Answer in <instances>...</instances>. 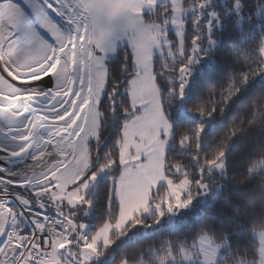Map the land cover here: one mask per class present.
Wrapping results in <instances>:
<instances>
[{"label": "snow or ice", "instance_id": "obj_1", "mask_svg": "<svg viewBox=\"0 0 264 264\" xmlns=\"http://www.w3.org/2000/svg\"><path fill=\"white\" fill-rule=\"evenodd\" d=\"M45 4L55 15L60 16L70 29L74 30L64 31V25L58 24L46 12L39 22L30 21L14 0H0V37L5 38L4 47L7 48L13 41H16L19 47L20 41L17 40V37L22 34L23 43L29 49L46 52L43 61H41V63L46 62V66L40 72H34L28 77H19V73L11 64L0 63V77L15 88L35 95L32 110L25 114V121H28L29 117L37 115L45 117V119L39 120V123H35L33 119L28 125V130L24 131L21 136H14L16 140H23L19 146L26 150L21 157L29 154L30 164L22 170L23 179L14 180L13 185L21 187L20 185L23 184L22 188L30 190L35 205L42 212L26 216V211L33 206V201L21 196L16 198L24 206V210L17 211L16 208L8 206L10 196L8 186L0 187V210L5 207L11 210V212L5 213L3 218H0V264H48L49 261L51 264H96V261L103 257L120 237L126 236L132 228L139 225L152 227V225L159 224L166 215L175 211H169L166 205L159 203H152L149 207L136 212L131 211L127 203L122 202L117 195L114 180L113 189L107 198L108 211L104 223L95 234L89 235L85 231L87 226L81 222L80 217L82 214L87 215V209H91L94 203L92 199L88 198V190L99 175L104 173L110 175V161L112 170H120L118 160H114L111 156V149L115 147L119 152V148L115 143L105 147L104 143L95 142L94 149L97 154L92 160L87 174L78 182L69 184L72 165L69 164L68 157L72 154L66 148H61L60 145L65 141L70 144L71 137L75 136L76 131L79 130V124L75 128L70 126L75 120L80 106L87 98L88 83L85 80L81 85L79 74H77V86L73 87L69 93L59 74L46 75V73L56 63V55L53 50L59 52L65 44L71 49L70 41L74 35L79 42L80 32L78 29L84 27L85 10L88 6L82 0H45ZM234 6L236 9L241 8L239 0H236ZM200 11L199 17L193 15L192 29L189 30L187 24L183 37L177 36L178 42L170 41V55L159 57L160 62L157 63L154 60L152 65L153 75L157 77L156 87L159 92L160 107L165 113L166 126L171 136H175L181 146L195 147L198 150L200 149L201 136L205 131L204 126H199L195 131L176 134L169 120L168 109L173 103V96H178L181 100L184 99L185 89L189 84L190 68L194 63L199 62V55L204 52V43L206 42L211 49L218 40L214 29L222 17L220 13L213 10L212 0H205L200 5ZM146 12L151 15L150 9L145 8L144 16ZM200 19H203L204 23H199ZM194 40L200 42L194 44ZM184 41H187V48L184 46ZM124 43L126 45L122 62L124 75L121 78L127 98L130 84L137 80L138 76L134 46L128 40H125ZM207 56L211 58L210 50L207 52ZM61 59L67 64V54ZM246 64L247 71H242L226 88L219 92L215 88L208 90L210 101L208 105L199 104L191 110L209 118L217 112L218 108L222 113L228 103L252 79L257 76L264 77V35L256 46L255 55L247 60ZM9 72L19 78L13 79ZM110 75L109 72L100 103L101 107L106 108L110 114H115L117 110L123 111L122 106L117 105L114 99L121 88V78L110 80ZM33 76L41 78L32 79ZM161 77L170 81V89L167 94H163L160 83H158V78ZM21 80L27 82H21ZM77 92L83 94L76 110L72 111V102L76 99ZM252 107L255 112L259 113V116L250 119V125L256 124L258 120H264V92L252 101ZM2 110L0 108V111ZM144 111L146 109H137L138 113ZM124 118L129 119L130 117L125 114ZM34 123L35 127L32 126ZM243 126L244 122L241 121L240 124L232 127L229 133L220 138L212 158L204 157L203 163L207 166V171L220 170L221 174L227 172L229 144L232 137L239 133ZM62 132L63 135H61ZM262 157H264V152H261L258 157L243 162L251 163ZM8 160L7 150H0V162ZM0 168L6 171L3 166ZM24 180L30 182L24 184ZM64 185H68L66 191L63 189ZM49 209H54V216L47 214ZM149 213H151V224L146 223L145 220V214ZM66 240L69 241L68 246L59 247ZM177 244L179 249L174 250V245ZM194 246H196V242L188 246L181 241H166L159 251L151 247L148 253L141 250L138 254L122 258L121 264H137L141 257L155 260L158 264H184V262L191 264L187 252ZM149 253L151 258H149Z\"/></svg>", "mask_w": 264, "mask_h": 264}, {"label": "trees", "instance_id": "obj_2", "mask_svg": "<svg viewBox=\"0 0 264 264\" xmlns=\"http://www.w3.org/2000/svg\"><path fill=\"white\" fill-rule=\"evenodd\" d=\"M203 1L183 0V7L191 9L200 6ZM235 2L236 0H228L226 7H222L220 3L218 6L213 5V8L221 11L222 17L219 27L214 30L215 36L218 37L217 43L211 49L206 42L204 43V52L199 55V62L194 65L190 74L184 99L173 96V103L168 109L174 133L195 131L199 126L205 128L199 150L195 147L185 148L178 143L175 136H171V143L165 154L166 175L174 181L184 177L189 180L191 186L187 198L196 200L194 208L178 227L163 223L159 226L139 225L132 228L126 236L120 237L106 254L96 261V264H121L122 258L138 254L141 250L148 253L151 247L159 251L166 241H181L190 246L202 236H208L215 243L224 244L222 251L224 256L219 264L260 263L261 242L255 234L264 229V167H262L264 157L251 163L243 161L258 157L264 152V120H258L253 125L249 124L250 119L259 116L252 107V101L264 92V80L261 76L252 79L228 103L222 113L218 108L210 118L191 110L199 104L210 103L209 89L215 88L219 92L242 71H247L246 61L255 55L256 46L264 35V0H239L241 3L239 13L230 12V10L234 11ZM159 9L161 10L159 16H164L166 20L171 18L172 12L169 6L165 5ZM149 15L146 14L147 21L155 19L153 14ZM185 18V25L188 24V29L191 30L193 16L189 15ZM199 23H204L203 19H200ZM199 42V40L193 41L194 44ZM184 43L187 48V41ZM125 48L126 46L119 48L114 58L107 63L108 76L109 72L111 74L110 80H118L124 75L122 62ZM209 50L212 52L211 58L207 56ZM159 57L154 58L157 63L160 62ZM154 78L156 82L157 77ZM158 83L163 94H167L170 81L161 77L158 78ZM120 85L119 93L114 99L117 105L122 106L123 111L117 110L115 114H110L106 108L100 106L101 131L98 138L105 147L115 143L119 152L124 125L130 121V118L124 117L125 114L131 117L132 111L129 96L127 95L126 98L122 78ZM241 121L244 122V126L232 137L227 150V172L221 174L220 170L207 171V166L203 163L204 157L212 158L220 138ZM119 152L115 147L111 149V156L118 162ZM96 154V150L91 145V163ZM109 169L110 175L100 179L90 194L89 198L94 202L93 207L87 209L85 206L88 214H82L80 217L81 222L86 224L85 231L89 235L95 234L104 223L108 211L107 198L113 189V179L120 174V170H112L111 161ZM203 182L209 183L211 192L208 200L201 202L202 196L199 193L202 191L200 186ZM163 188H160L159 192H166ZM31 198L34 200L33 196ZM47 214L54 216V209H49ZM145 220L146 223L151 224V214L145 215ZM178 249L179 245H174V250ZM149 258H151L150 253ZM137 264H158V262L141 257Z\"/></svg>", "mask_w": 264, "mask_h": 264}, {"label": "rangeland", "instance_id": "obj_3", "mask_svg": "<svg viewBox=\"0 0 264 264\" xmlns=\"http://www.w3.org/2000/svg\"><path fill=\"white\" fill-rule=\"evenodd\" d=\"M23 1H25L24 13L26 17L27 15H31L32 17L33 14L38 13L37 16H39L40 20L43 19V14L46 12L58 24L64 25V31L74 30L70 29L60 16L46 10L44 6H37L32 0ZM227 1L212 0V5L218 6L220 3L219 5L226 7ZM82 2L86 3L88 7L85 10L84 27L78 29L80 32L79 42H77V37L74 35L70 42L71 49L65 44L59 50L61 56L67 54L68 62L65 68L70 67L72 71H75L76 75L79 74L81 85L84 84L85 80L88 83L87 98L83 103V107L85 108L82 125L79 126L80 130L77 131L76 137H73V141L71 140L70 144L66 145L67 141H65L60 145L61 147L65 144L61 148L69 146V149L66 150L72 154L68 157L69 164L72 165L69 184L82 179L91 166L90 146L94 147V143L99 142L98 138L101 131L100 101L108 79L107 63L114 58L119 48L126 46L124 41L128 40L134 46L138 79L131 82L128 90L132 111L130 121L123 128V140L119 152L120 174L113 179V181L115 180L116 193L122 202L127 203L133 212L149 207L152 203L166 205L169 211L174 210L175 212L166 215L156 225L159 226L167 223L178 227L194 208L196 200L187 198L191 186L187 178L184 177L181 180L174 181L165 173V154L171 143V134L166 126L165 113L160 107L159 92L153 75L152 63L156 56L170 55V41L176 40L178 42L177 36L183 37L186 27L185 17L189 15L199 17L201 15L200 6L184 9L183 0H82ZM31 3L33 5L30 8L28 5ZM165 5L169 6L172 12L169 20H166L164 16H159L161 12L159 8ZM145 8L150 9L151 14L154 15V20H146V14L149 13L146 12L144 16ZM214 11L221 13L219 9ZM230 12L239 13V9L235 8L234 11L230 10ZM224 15L228 16L227 14ZM32 21L36 22L35 19H32ZM220 22H222V19ZM220 22L217 24V27H219ZM21 36L23 35L21 34ZM19 41L21 42L19 47L13 41L8 45L7 49L17 54L19 50L24 51L26 48L32 54L38 51L29 49L22 39ZM4 44L5 38L0 37L1 49L5 48ZM184 46L186 47L185 43ZM59 52L57 53L59 54ZM42 54L43 52L34 55V58L40 56L39 58L42 60ZM7 58L11 66L19 73V76L25 77L22 71L14 66L13 61L9 57ZM56 64L63 66L65 62L56 58ZM195 64L190 68L189 79L191 78L190 74ZM30 68L34 67L31 66ZM29 69L23 70V72L26 73ZM68 71L67 68L65 73ZM262 79L264 80V77ZM66 83L64 81V84ZM0 88H2L1 85ZM3 92L4 90H2V94L9 97L14 98L16 96L15 100L31 101L29 105L35 100V95L24 91L15 96ZM78 93L80 95L83 94L81 92ZM2 103L5 102L2 101ZM2 103L0 102V108L3 109L0 111V141H11L12 143L14 136H21V132H24L28 126L22 127L19 124L20 120L13 123L9 105L4 106ZM137 109H146V111L138 113ZM18 141L23 142V140ZM19 145L11 144L8 146L6 144L3 145V142L0 143V150L6 149L9 159H12L11 165H8L10 160L0 162V166H7L5 173L9 176L0 177V187L4 185L8 186L10 193L8 206L16 208L17 211L19 209L24 210V206L20 202L12 200L14 196H21L32 200L31 191L22 188L23 184L20 185L21 187L13 185L14 180H21L16 179V177L24 175L22 170L30 164L29 154H26L24 159L17 160L18 156L21 158L26 150L20 148ZM262 167H264V164H262ZM77 172L79 173L78 175L76 174ZM107 175V173H104L97 177V180L88 190V198L92 190L96 188L99 180L107 177ZM23 183L27 184L29 182L23 181ZM67 186H63L64 191H66ZM200 187L202 190L199 193L202 196L200 201L204 202L208 200V196L210 195V185L208 182H203ZM160 188L165 189L166 192H159ZM32 201L33 206L31 209L41 211L35 205L34 200ZM29 210H27L26 216ZM0 211L1 218L5 216V213L11 212L6 207ZM262 233L263 237L264 229L255 234L258 240ZM68 243L69 241L66 240L59 247H64ZM224 247V244L215 243L208 236H202L197 240L196 246L188 250L187 256L191 264H219L224 256L222 252ZM261 254L260 252V259ZM48 264H51V261ZM184 264H187V262H184Z\"/></svg>", "mask_w": 264, "mask_h": 264}, {"label": "bare ground", "instance_id": "obj_4", "mask_svg": "<svg viewBox=\"0 0 264 264\" xmlns=\"http://www.w3.org/2000/svg\"><path fill=\"white\" fill-rule=\"evenodd\" d=\"M35 12V11H34ZM38 14V13H37ZM37 14H33L32 15V17H33V19H35V21L37 22V21H39V16H37ZM32 21V20H31ZM22 37V38H21ZM18 39V41L20 40V39H22V41H23V36H19V37H17ZM71 41H72V39H71ZM70 41V42H71ZM17 42L15 41V44H16ZM21 43V42H20ZM23 44V43H22ZM33 52V51H32ZM39 52L41 53V51H37L36 53H31L27 48H26V50H24V51H22V50H19L18 51V54L17 53H14V52H11L10 50H8L7 48H3V49H1L0 48V63H7V64H10L9 63V60H8V58L7 57H9L12 61H13V63H14V66L17 68V69H19L20 71H22L23 72V70H26V69H28L29 68V66L31 67V65H30V60H31V58H34V55H38L39 54ZM53 52H54V54L56 55V58L58 59H61V57H64L63 55L61 56V54H60V52H59V54L57 53V52H55V50H53ZM45 53V55H46V52H43V54ZM20 56V57H19ZM22 56V57H21ZM24 58H28V60H23ZM62 60V59H61ZM59 65V66H58ZM58 65H56V63L54 64V66L52 67V70H53V72L54 73H52V74H57V73H61L59 76L62 78V80H63V82L64 81H66L67 83L66 84H64V86L65 87H67L68 88V90H69V93L71 92V90L73 89V87H76L77 86V83H76V73H75V71L73 70H71V68L70 67H67L68 68V72L67 73H65V71H67V68H62V70H60L61 69V67H62V65H60V64H58ZM64 66H66V64H64ZM5 70L7 71V67L5 68ZM72 73V74H71ZM9 74H11L12 75V72H9ZM47 74H49V73H46V75ZM50 75H51V73H50ZM68 75V76H67ZM71 84H72V86H71ZM2 88H0V102L2 103V101H4L5 103H2L4 106H8V103H7V101H11V100H14L15 98H16V96L13 98V97H9V96H6V95H4V94H2ZM3 93H5V94H8L7 92H3ZM82 95V94H81ZM81 95H80V93H78L77 92V96H76V99L75 100H73V102H72V111H75L76 110V106H77V104H78V102L80 101V99H81ZM17 101H23V100H17ZM84 108L85 107H83V104L80 106V110H79V112H77V114H76V118H75V120H73V122H72V125L70 126L71 128H75V126L77 125V124H79V126H81L82 125V120H83V111H84ZM23 122V121H22ZM58 122V121H57ZM22 127H24L23 125H22ZM82 128V127H81ZM80 130V129H79ZM76 133H77V131H76ZM75 133V136H72L71 137V140L73 141V137H76V134ZM64 133L62 132L61 133V135H63ZM66 145H68L69 143H65ZM65 144H63L62 146H64ZM61 146V147H62ZM68 147V146H67ZM18 158H20L19 156H18ZM17 158V159H18ZM25 182H30L29 180H24ZM12 200H15V201H17V202H20L17 198H16V196H14V199H12ZM27 212V211H26ZM0 215H1V211H0ZM1 218V217H0Z\"/></svg>", "mask_w": 264, "mask_h": 264}, {"label": "water", "instance_id": "obj_5", "mask_svg": "<svg viewBox=\"0 0 264 264\" xmlns=\"http://www.w3.org/2000/svg\"><path fill=\"white\" fill-rule=\"evenodd\" d=\"M33 2H35L34 4L35 5H42L46 8V10L52 12V10L50 8L47 7V5L45 4V0H32ZM32 2V3H33ZM31 3V5H33ZM53 13V12H52ZM54 14V13H53ZM23 60H28V58H24ZM62 68H65V66L63 65L61 67ZM57 74H61L60 72L57 73ZM10 76H12L13 79H18L19 77L18 76H15V75H11L9 74ZM21 82H26L24 80H21ZM0 85L1 87L3 88V90L11 95H16L18 93H20L22 90H19L17 88H15L13 85H11L7 80L3 79L2 77H0ZM21 102V103H20ZM35 102V100H33L32 104ZM8 105H9V109L10 111L12 112V122L15 123L17 122L18 120L19 121V124L22 126H25L27 127L29 125V123L32 121V119L34 118L35 120V123H39V120L41 119H45V117L43 116H34V117H29L28 121H25L24 117H25V114L28 113L30 110H32V104L29 105L30 102L26 101V100H23V101H17V100H11V101H7ZM28 105V107H27ZM23 121V122H22ZM35 123L32 124L33 126H35ZM1 134V133H0ZM3 142V145L4 144H9L11 145V141H0V143ZM16 148H19V147H16ZM10 160V159H9ZM12 164V159L8 162V165H11ZM2 166V165H1ZM5 169H7V166H3ZM0 171H5L3 168H0ZM0 177H9L5 172H0ZM23 179V175L22 176H17L16 179Z\"/></svg>", "mask_w": 264, "mask_h": 264}, {"label": "flooded vegetation", "instance_id": "obj_6", "mask_svg": "<svg viewBox=\"0 0 264 264\" xmlns=\"http://www.w3.org/2000/svg\"><path fill=\"white\" fill-rule=\"evenodd\" d=\"M14 2L15 3H17V5L18 6H20L21 8H22V10L24 11L25 9H24V6H25V1H20V0H14ZM23 4V5H22ZM30 8L32 7V5L30 4V5H28ZM27 19L28 20H32L33 18L31 17V15H27ZM39 54H40V52H39ZM44 55H45V53L44 54H42V57L41 58H43L44 59ZM40 57V56H39ZM31 58V60H30V65L32 66V67H34V68H30V66H29V70L26 72V73H24V72H22L24 75H25V77H28V76H31L32 75V73H34V72H40L42 69H43V67H45L46 66V62L45 63H41V61H43V59L41 60L40 58ZM50 58V57H49ZM36 62V63H35ZM33 63H35V64H33ZM56 65H58V64H56ZM54 66V65H53ZM59 66V65H58ZM27 70V69H26ZM34 71V72H33ZM21 73V75H23ZM49 74H47V75H50V73H51V75H52V73H54L53 72V70H52V68L49 70V72H48ZM20 77V76H19ZM41 77H36V76H33L32 77V79H40ZM26 130H28V128L26 129ZM25 130V131H26ZM20 133V132H19ZM23 132H21V134H22ZM0 136H1V134H0ZM25 139H27V137L25 138ZM13 141H12V145H16V144H22L23 142H19L18 140H15V139H12ZM6 145H8V146H10L9 144H6ZM28 147H31V145H28ZM66 149H69V146L66 148ZM26 156H24V157H21V158H18L17 160H21V159H24Z\"/></svg>", "mask_w": 264, "mask_h": 264}, {"label": "crops", "instance_id": "obj_7", "mask_svg": "<svg viewBox=\"0 0 264 264\" xmlns=\"http://www.w3.org/2000/svg\"><path fill=\"white\" fill-rule=\"evenodd\" d=\"M263 233L260 235L259 241L261 242V259H260V264H264V236L262 237Z\"/></svg>", "mask_w": 264, "mask_h": 264}, {"label": "built area", "instance_id": "obj_8", "mask_svg": "<svg viewBox=\"0 0 264 264\" xmlns=\"http://www.w3.org/2000/svg\"><path fill=\"white\" fill-rule=\"evenodd\" d=\"M33 213L40 214L41 211L30 209L29 212H28V214H27V216H31ZM48 215H49V214H48ZM50 216H52V215H50ZM46 259H47V258H46Z\"/></svg>", "mask_w": 264, "mask_h": 264}]
</instances>
